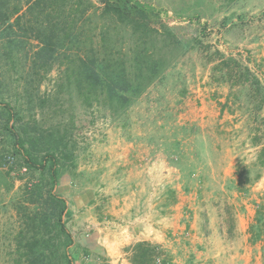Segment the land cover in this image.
<instances>
[{
	"label": "rangeland",
	"instance_id": "1",
	"mask_svg": "<svg viewBox=\"0 0 264 264\" xmlns=\"http://www.w3.org/2000/svg\"><path fill=\"white\" fill-rule=\"evenodd\" d=\"M30 1L0 0V18L19 7L0 21V154L15 153L11 166L0 158V264H23L33 236L65 264L66 238L31 219L38 209L52 224L56 208L17 136L38 159L56 139L72 264H131L143 240L166 264H264V0H142L167 11L171 47L106 16L100 0H72L77 43L50 58L35 54L32 27L44 21ZM70 52L107 56L100 70L125 74V89L77 83ZM146 52L159 69L150 82Z\"/></svg>",
	"mask_w": 264,
	"mask_h": 264
},
{
	"label": "trees",
	"instance_id": "2",
	"mask_svg": "<svg viewBox=\"0 0 264 264\" xmlns=\"http://www.w3.org/2000/svg\"><path fill=\"white\" fill-rule=\"evenodd\" d=\"M100 1L102 3L101 12L103 14L108 17L111 16L116 18L118 23L129 27L133 33L139 34L143 37H148L150 35H152V38L156 37L158 39L163 37L165 41L169 42L168 46L170 45L171 47L177 45L176 37L172 32H170L166 26V22L163 20V16L167 15V11L165 9L156 7L154 4L144 2L142 0ZM73 5L74 4H72V0H34L32 2H28L27 9L31 10V8H33V13L35 16L34 19H39L37 20L38 22H40V20L44 21L42 26L38 25L32 27L34 30V35L40 43L39 49L35 54H42L43 56L49 58L55 57L61 49L62 51L64 49V51L67 52L69 51L68 48L72 46L73 43H77L78 36L71 34V31L73 30L77 19L81 18L82 15L80 16L81 11H77L76 9L75 14ZM18 9V6H14L11 11L6 12L1 16L0 21L7 20L9 15L16 14L19 11ZM41 15L42 18H40ZM80 42L83 43L82 40H80ZM106 54L108 53L105 52V55ZM66 57L69 59L68 64L70 69L73 63H77L79 65L77 70H75L76 74H74V80L77 81V83L79 82L80 84V82L86 77L89 83L93 82L96 85L104 87L107 86L109 92L112 91V93H122V91L125 89L120 88L122 85L119 84L124 82L123 80H125V74L119 72L117 73L116 70L107 72L106 69V71L102 73L100 70V68L103 67L108 61L107 56L103 58V63H101L99 57L95 56L94 54L88 56L87 53L79 54L78 52H73L72 54V52H70ZM138 61L148 65L147 69L149 71V76L147 77V82L153 80L159 72L154 56H150L146 52L140 55ZM229 61L230 60H221V63L227 64L229 67ZM140 72H142V70L138 71V76L141 75ZM115 85H118L117 89H114ZM133 85H135L134 91H139V84H131V86ZM9 110V119L13 120L14 115L12 110ZM7 128L11 130L13 128V124H8ZM52 141L53 144H51L49 147L45 146L48 148V150L44 152V154L39 159L33 154L31 148L24 146V137H16L15 150L17 153L21 154V156L24 158L25 164L28 167L40 170L42 172L46 171L49 179V190L46 192V197L49 203L54 208H56L55 222H53L54 224H51L48 220V217H46V214H39L37 211L38 209L33 210L31 219L35 220L37 218L36 220H39L38 227L40 229L44 228L45 232H50V229L47 227L52 225L55 229V234L58 233V236H63L66 238V241L63 243L64 246L61 256L65 264H72V258L69 256L67 249L72 243V238L70 232L65 227L64 221L62 220V215L66 209V203L60 194L53 191V189L57 186V165L59 160L56 154L58 149V146L55 144L56 139L52 138ZM260 153L262 154L260 162L264 164V147L260 149ZM13 154L15 153L13 152ZM0 158H2L1 154ZM32 191L33 188L31 192ZM251 230L252 229L250 228V231ZM32 238H34V240H29L25 244L26 251L22 255L24 257L22 258L24 261L23 264H52L51 258L53 251H49L48 253L46 245L43 248L42 246L37 245L35 236ZM162 255L163 252L157 245L143 240L138 241L131 246L129 261L131 264H166L165 259L161 258ZM19 261L17 260V262L21 264Z\"/></svg>",
	"mask_w": 264,
	"mask_h": 264
},
{
	"label": "built area",
	"instance_id": "3",
	"mask_svg": "<svg viewBox=\"0 0 264 264\" xmlns=\"http://www.w3.org/2000/svg\"><path fill=\"white\" fill-rule=\"evenodd\" d=\"M2 137L0 135V141ZM2 163L4 167L11 166L14 163V155L12 153H6L2 155Z\"/></svg>",
	"mask_w": 264,
	"mask_h": 264
}]
</instances>
